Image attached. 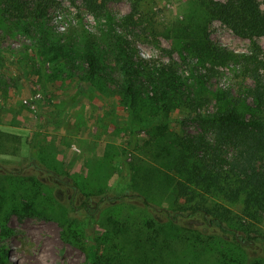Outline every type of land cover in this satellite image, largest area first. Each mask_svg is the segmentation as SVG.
Segmentation results:
<instances>
[{"label": "rangeland", "instance_id": "obj_1", "mask_svg": "<svg viewBox=\"0 0 264 264\" xmlns=\"http://www.w3.org/2000/svg\"><path fill=\"white\" fill-rule=\"evenodd\" d=\"M55 1L40 22L27 18L29 30H25L24 19L9 15L0 0V203L9 208L16 200L33 199L39 210L23 219L18 214L6 220L0 216V254L8 256L0 264H87L85 234L80 242L65 233L63 223L76 213L74 207L98 220L92 234L98 251L120 249L123 264H252L256 260L264 264V215L254 220L258 236L247 240V245L218 225L195 224L180 216L174 222L186 236L167 241L157 237L155 227L170 221L172 215L166 213H173L178 205L168 163L177 147L169 150L166 144L177 133L195 132L198 125L188 106L173 97L168 113L172 121L161 130L142 129L133 142L124 92L117 83L88 76V63L80 56L94 43L114 66L111 44L117 40L112 34L126 35L124 16L136 3L137 25L132 27L138 33L137 59L174 62L190 89L201 94L202 108L216 111L228 103L218 91L237 96L240 83L253 81L230 61L215 64L216 76L208 81L198 75L212 62L202 64L186 55L183 30L195 14H201V0H107L99 14L88 10L82 0ZM259 2L264 10V0ZM208 31L214 41L235 53L248 52L253 42L218 19L209 20ZM255 40L264 50V36ZM54 43L78 53L73 54L69 71L59 75L53 69L62 58L44 61ZM138 97L137 117L155 119L159 104L152 90ZM237 106L249 116L253 101L242 98ZM127 191L131 197H125ZM105 196L120 198L98 204ZM222 199L212 197L210 202H223L234 213L241 211L239 202ZM84 201L89 211L83 209Z\"/></svg>", "mask_w": 264, "mask_h": 264}, {"label": "trees", "instance_id": "obj_2", "mask_svg": "<svg viewBox=\"0 0 264 264\" xmlns=\"http://www.w3.org/2000/svg\"><path fill=\"white\" fill-rule=\"evenodd\" d=\"M55 2L3 0V7L12 17L21 21L24 19L23 26L25 30H29L27 18L40 22ZM106 2L107 0H82V4L96 14L103 10ZM200 4L201 14H195L183 30V49L186 55L198 58L202 64L212 62V66L198 75L203 81H208L216 76L215 64L230 61L239 65L243 77L253 81L252 85L240 83L237 96L227 90L218 91V97L222 101L228 100V103L221 105L216 111L202 108L201 94L190 89L174 62L151 63L137 59L135 45L138 33L132 27L137 25L136 3L133 11L124 16L123 25L128 30L126 35L112 34L117 40L116 45L111 44L114 66L105 61L106 56H101L94 43H89L84 55L80 56L88 63V76L105 83H117L124 92L130 109L128 119L133 142L137 141L142 129L161 130L172 121L168 113L173 97L188 106V114L198 125L195 132L177 133L171 144H166L169 150L172 146L177 147L175 156L168 159V163L173 175L171 182L174 202L178 205L173 213L167 211V216L172 215L170 221L158 223L155 227L157 237L162 236L167 241L173 239L172 236H186L188 233L183 232L174 222L180 216L193 220L195 224L202 222L208 227L218 225L232 233L242 245H247V240L255 241L258 236L254 220L264 215V50L255 40L264 36V10L259 0H201ZM212 19L220 20L237 35L251 38L253 42L249 51L231 52L214 41L208 31V23ZM73 54L78 56L76 50L66 52L62 45L54 43L44 61L52 62L62 58L53 69L59 75L69 71V63L75 57ZM150 90L159 104V114L147 122L137 117L135 108L140 101L138 94L143 96ZM242 98H251L253 101L249 116L237 106ZM36 147L35 144L33 149L38 152ZM58 175L53 174L59 179ZM124 195L131 197L128 191ZM212 197L239 202L242 209L239 213H234L223 202L211 203ZM118 198L120 196H105L99 199L98 204L107 199L118 201ZM179 199H183V202H179ZM35 203L33 199H21L16 200L9 208L0 203V216L4 215L3 219L6 220L12 214H18L23 219L28 214L39 212ZM82 206L85 207L84 210H90L87 201ZM74 209L76 213L70 214L68 221L63 223L65 233L69 238L73 237L80 242L85 234L87 264H123L125 257L120 249L105 253L98 251L96 239L92 236L99 226L94 215L88 216L85 212H79L76 207ZM78 217H82L81 223L78 222ZM152 223L155 224L154 220ZM3 227L8 230L5 224ZM193 231L199 232L197 229ZM7 258L6 253L0 254V261L6 263ZM252 264L263 262L256 260Z\"/></svg>", "mask_w": 264, "mask_h": 264}]
</instances>
